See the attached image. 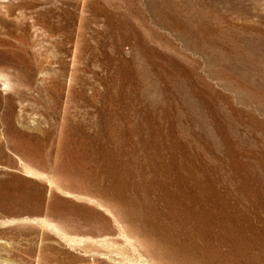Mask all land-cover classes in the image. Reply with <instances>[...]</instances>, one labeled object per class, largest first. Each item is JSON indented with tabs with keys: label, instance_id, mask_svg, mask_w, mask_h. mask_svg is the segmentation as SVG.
Instances as JSON below:
<instances>
[{
	"label": "rangeland",
	"instance_id": "374dc122",
	"mask_svg": "<svg viewBox=\"0 0 264 264\" xmlns=\"http://www.w3.org/2000/svg\"><path fill=\"white\" fill-rule=\"evenodd\" d=\"M0 264H264V0H0Z\"/></svg>",
	"mask_w": 264,
	"mask_h": 264
}]
</instances>
